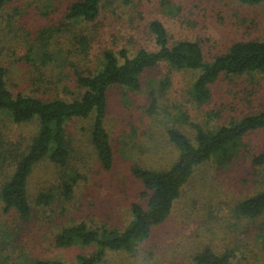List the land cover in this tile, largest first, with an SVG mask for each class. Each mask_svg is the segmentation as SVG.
Masks as SVG:
<instances>
[{
  "label": "rangeland",
  "instance_id": "1",
  "mask_svg": "<svg viewBox=\"0 0 264 264\" xmlns=\"http://www.w3.org/2000/svg\"><path fill=\"white\" fill-rule=\"evenodd\" d=\"M74 1L53 0L54 10L49 14L43 13L36 0H12L0 10V21L21 14L14 20L13 31L0 32V66L8 68V87L15 94L43 95L35 80L43 74L36 69L43 66L42 50L32 49L41 46L43 31L50 38L47 50L52 58L47 66H56L62 59L61 67L54 70L62 79L46 95H60L68 101L84 91L77 73H96L104 67L106 51L120 59L122 49L130 54L140 48L156 50V35L150 27L153 20L164 23L171 45L184 40L201 43L207 62L228 52L236 41H264V5L238 0H103L98 18L85 21L68 18ZM1 27L7 30L9 22ZM16 33L39 39L23 41ZM201 72L173 70L162 62L144 73L140 91L110 87L105 117L113 150L110 168L105 167L92 140L93 116L68 119L63 136L72 151L62 162L65 165L47 155L29 175L32 213L23 217L16 209L6 211L0 198V264H34L39 259L79 264L98 245L80 240L59 247L56 235L80 222L92 229L126 228L133 219L132 205L148 204V189L133 171L135 166L167 170L180 156L168 133L170 127L193 135L197 125L209 122L216 127L264 110V72L222 75L211 85V101L198 105L190 102V94ZM169 74L171 85L163 86ZM26 123L16 128L7 114L0 115V133L10 139H0V192L9 171L14 170L5 152L19 147L29 129L31 134L35 130ZM230 148L236 155L215 154L195 166L170 216L155 225L149 237L130 251H107L97 264H197L196 256L207 247L218 254L230 252L232 264H264V215H244L241 207L247 198L264 190V166L254 162V156L264 151V128L240 136ZM66 170L79 176L70 196L62 195ZM51 191L58 195L54 200H39Z\"/></svg>",
  "mask_w": 264,
  "mask_h": 264
},
{
  "label": "trees",
  "instance_id": "2",
  "mask_svg": "<svg viewBox=\"0 0 264 264\" xmlns=\"http://www.w3.org/2000/svg\"><path fill=\"white\" fill-rule=\"evenodd\" d=\"M11 1L0 0V10L5 9ZM36 1L44 14H49L54 10L53 0ZM102 1L76 0L71 4L67 16L73 20H96L101 12ZM238 1L249 5H264V0ZM20 15V13H14L7 18L3 17L0 23L7 25L9 22L10 28L4 31L0 24V32L13 31L15 29L14 20L17 21V17ZM150 27L156 35L155 40L158 46L156 50L140 48L135 54H130L128 49H122V58L120 59L113 52L106 51L104 67L96 73L90 72L86 75L81 72L77 73L79 88L81 87L84 91L81 97L75 98L73 101H68L60 95L55 97L46 95L55 85H59L58 83L62 79L54 72L61 65L62 59L56 66H47L51 62L52 56L47 50L50 38L46 39L45 31L39 37L43 40L40 41L41 46L32 48L33 50L39 48L42 50L41 64L43 66L37 65L36 69L37 72L40 71L43 74L35 80L39 83L37 88L42 91L43 95L36 97L22 92L15 94L8 87V68L0 66V115L7 114L16 128H18V123L24 121L29 125L33 124L35 129L32 134L29 129L28 137L24 135V138H21L22 144L19 147H11L5 152L9 157V162H14V170L9 171V178L3 183L0 192V198L6 211L16 209L23 217H28L32 213L28 195V180L36 163L50 155L54 161L61 163L62 166L65 165L63 163L72 151L70 144L65 145L63 136L64 125L68 119L93 116V143L103 159L105 167L112 166L113 150L105 126L108 94L111 86L122 85L133 91H140L143 87L144 73L162 62L168 63L173 70L201 69L200 76L192 85L190 102L203 105L211 101V85L222 75L264 72L263 40L236 41L228 52L216 56L212 62H207L202 45L198 41H176L171 45L169 32L163 22L153 20ZM53 32L55 34L54 29ZM16 34L23 41L37 42L35 39H39H33L34 37L28 36L27 33ZM31 58L36 60L35 57ZM44 73H48L50 78H47ZM162 82L163 86H170V74ZM208 114L211 116L212 112ZM217 114L219 113L217 112ZM181 116L183 117V114ZM261 128H264V110L241 118H232L224 125L216 127L209 122L205 125H197L193 135L185 133L178 127H170L168 133L178 145L181 151L180 156L167 170L143 169L135 166L133 171L144 180L148 189V193H146L148 204L146 206L132 205L133 219L126 225V228L100 227L92 229L86 222H80L63 228L56 235L55 244L60 247L80 240L85 244L96 243L98 245L96 252L82 256L79 264H97L109 250H132L139 240L150 236L155 225L163 223L170 216L175 202L180 197L182 189L189 181L196 165L215 154L236 155V153L232 154L235 149L230 147L236 145L240 136ZM1 138L3 135L0 133ZM28 139L31 141L26 144ZM8 140L10 139H2L3 142ZM24 144L27 148L25 151L22 149ZM254 162L264 166V151L254 156ZM66 172L61 185L66 190L62 189V195L70 196L79 176L78 173L71 170H66ZM56 196H58L56 192L51 191L40 195L39 200L43 203L50 202ZM241 207L244 215L250 217L264 215V190L247 198L242 202ZM232 259L230 252L225 251L218 254L211 247L203 249L196 256L197 264H232ZM34 264L67 263L39 259Z\"/></svg>",
  "mask_w": 264,
  "mask_h": 264
}]
</instances>
